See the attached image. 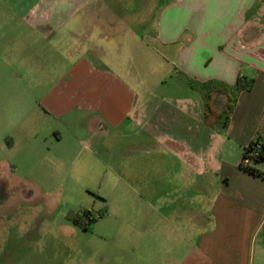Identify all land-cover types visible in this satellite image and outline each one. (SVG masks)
I'll use <instances>...</instances> for the list:
<instances>
[{
  "label": "crops",
  "instance_id": "obj_1",
  "mask_svg": "<svg viewBox=\"0 0 264 264\" xmlns=\"http://www.w3.org/2000/svg\"><path fill=\"white\" fill-rule=\"evenodd\" d=\"M127 4L124 10L118 0H0L4 18L0 29L22 33L21 42L32 46L34 42L31 51L36 56L53 54L62 46V60L69 63L62 79L50 85L38 103L57 117L79 112L87 125L95 121L96 133L90 136L95 141L101 138L98 130H105L103 137L115 138L114 131L140 113L135 88L123 69L102 61H113L109 56L115 42L108 43L106 55L93 41L105 36L106 27L114 32L104 38L117 40L115 24L126 19L122 14L127 13L128 24L132 21L143 29L138 41L185 75L201 95L216 86L238 88L225 126L224 113L212 119V125L205 122L201 98V111L191 117L187 129L169 127L175 137L164 140L181 143L168 145L179 166L174 162V167H163L158 181L148 175L150 168L143 167L136 188L144 193L128 199L122 191L118 203L142 200L154 205L156 215L144 218L148 262L143 264H264V160L247 163L261 174L240 165L246 146L255 139L264 146V0H127ZM74 30L95 34L91 41L79 37L76 42L68 38L76 36ZM60 36L62 44L54 42ZM239 80L250 83V88L236 86ZM214 99V108L221 113L226 96L218 93ZM165 110L157 118L160 127L166 122ZM51 134L60 139L58 130ZM159 154L168 156L167 150ZM154 170L160 172L161 166ZM168 174L172 180H167Z\"/></svg>",
  "mask_w": 264,
  "mask_h": 264
},
{
  "label": "rangeland",
  "instance_id": "obj_2",
  "mask_svg": "<svg viewBox=\"0 0 264 264\" xmlns=\"http://www.w3.org/2000/svg\"><path fill=\"white\" fill-rule=\"evenodd\" d=\"M118 2L124 10L129 7L127 0ZM122 15L126 19L115 24L117 40L104 38L114 30L102 24L105 36L93 41L106 55L108 43L115 42L109 56L113 61L100 60L123 69L135 88L140 113L117 128L115 138L103 137L105 130H98V141L90 139L96 133L95 121L87 125L79 112L57 117L38 103L46 89L62 79L69 63L62 60V46L53 54L36 56L31 51L34 42L27 45L21 42L22 33L0 29V264L148 262L142 234L145 214L156 215L154 205L118 202L122 191L127 198L144 193L136 188L143 167L158 181L163 167H174V162L179 166V158L169 153L171 141L164 138L175 137L169 127L190 126L191 117L201 111L202 95L185 75L138 41L143 29L132 21L128 24L127 13ZM74 33L68 37L71 41H91L95 30ZM62 40L60 36L54 42ZM164 108L166 122L160 127L157 118ZM53 130L59 131L60 139H52ZM187 145L191 147L189 138ZM163 150L167 157L159 154ZM158 165L160 172L154 170ZM167 180H172L170 174ZM83 209L103 213L85 229L71 219Z\"/></svg>",
  "mask_w": 264,
  "mask_h": 264
},
{
  "label": "trees",
  "instance_id": "obj_3",
  "mask_svg": "<svg viewBox=\"0 0 264 264\" xmlns=\"http://www.w3.org/2000/svg\"><path fill=\"white\" fill-rule=\"evenodd\" d=\"M240 80L238 82V85L236 86H240L246 89L250 88L251 86L250 83L244 84V83H241ZM237 91H238V88L234 89V88H229L226 86L225 87L216 86L214 90L202 92V98L204 101V120L205 122L212 125L214 121H216V118L222 115V113H224L225 120H224L223 125L225 126L229 118V113L232 111L233 105L236 101ZM218 93H224V95L226 96L225 105L221 113L216 111V109L214 108V101H215L214 97ZM212 119H214V121L211 122ZM256 142H260V141L258 139H255L253 143L246 146V149L249 150L252 147V145L255 144ZM243 156H245V152H243L242 154V159H243ZM251 160H254V161L264 160V146H262V144H261V148L257 151V154ZM240 165L243 168L251 171L252 173L261 174L257 169H254L248 165H244L242 160L240 162ZM102 213L103 212L98 213V215H93L92 210L83 209V210L76 212L75 214H72L71 219L74 223L87 229L88 224L91 223L92 221H95V219H97Z\"/></svg>",
  "mask_w": 264,
  "mask_h": 264
},
{
  "label": "built area",
  "instance_id": "obj_4",
  "mask_svg": "<svg viewBox=\"0 0 264 264\" xmlns=\"http://www.w3.org/2000/svg\"><path fill=\"white\" fill-rule=\"evenodd\" d=\"M261 148V143L256 142L252 145V147L247 150L244 148L245 156H243L242 162L244 165H247V163L257 154V151Z\"/></svg>",
  "mask_w": 264,
  "mask_h": 264
}]
</instances>
